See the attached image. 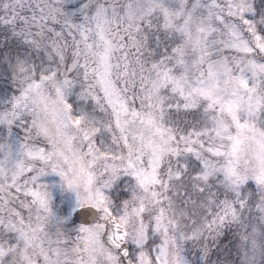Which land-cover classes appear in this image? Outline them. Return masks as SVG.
I'll list each match as a JSON object with an SVG mask.
<instances>
[{
    "label": "snow or ice",
    "instance_id": "1",
    "mask_svg": "<svg viewBox=\"0 0 264 264\" xmlns=\"http://www.w3.org/2000/svg\"><path fill=\"white\" fill-rule=\"evenodd\" d=\"M65 3L0 0L35 53L0 111L23 129L0 139V264L14 247L40 264H264V174L230 167L245 140L264 167V0H86L79 21ZM78 84L92 111L69 102ZM49 109L59 135L34 139ZM49 173L91 223L55 217ZM123 175L125 199L108 191Z\"/></svg>",
    "mask_w": 264,
    "mask_h": 264
},
{
    "label": "rangeland",
    "instance_id": "2",
    "mask_svg": "<svg viewBox=\"0 0 264 264\" xmlns=\"http://www.w3.org/2000/svg\"><path fill=\"white\" fill-rule=\"evenodd\" d=\"M86 0H66L64 5L65 10L69 13L74 14V18L79 21L81 19L80 9ZM3 32L4 40H9L7 46L9 49L5 52H0V111L7 110L11 107V102L14 96L19 94V88L14 77V71L12 65L15 63L17 56L24 58L26 56H34L30 47L24 42L19 36H14L11 29L7 26L0 25V33ZM80 85H76L70 96L76 97L78 101V109L81 107L86 108L88 111H92L94 108L93 103H89L90 99L85 101L79 98L78 93L80 92ZM69 96V97H70ZM94 102V101H92ZM98 111V110H97ZM7 138L11 143L19 146L23 140V129L19 126L14 125L9 135V129L7 125L0 124V139ZM42 182L47 183L50 187L52 194V208L55 217L59 220H63L68 217L67 221L64 222V227L67 229H78L81 224H77L73 221V211L77 208V196L75 192L66 188L63 184L61 177L56 173H49L42 178ZM135 183L133 177L123 175L117 181L116 185L112 189L108 190L109 194L113 190L119 191L124 190L130 194L120 197L121 199L128 198L131 195V186ZM249 185L255 187V181L249 180ZM115 199V197H114ZM56 224L54 223L52 228L55 230Z\"/></svg>",
    "mask_w": 264,
    "mask_h": 264
},
{
    "label": "clouds",
    "instance_id": "3",
    "mask_svg": "<svg viewBox=\"0 0 264 264\" xmlns=\"http://www.w3.org/2000/svg\"><path fill=\"white\" fill-rule=\"evenodd\" d=\"M221 66L223 68L229 67L227 62ZM59 132V120L52 114L51 109L47 113L37 115L34 118L31 130L34 139L51 141L57 138ZM230 159L232 161L230 167L237 173L246 171L254 175L264 174V167L257 161L254 146L246 140L237 146ZM212 175L210 171L202 174L200 183H207ZM6 255H10L8 264H40L36 253L27 247H14L10 253L6 250Z\"/></svg>",
    "mask_w": 264,
    "mask_h": 264
},
{
    "label": "water",
    "instance_id": "4",
    "mask_svg": "<svg viewBox=\"0 0 264 264\" xmlns=\"http://www.w3.org/2000/svg\"><path fill=\"white\" fill-rule=\"evenodd\" d=\"M95 209L77 207L73 212V221L76 223L86 224L93 221Z\"/></svg>",
    "mask_w": 264,
    "mask_h": 264
},
{
    "label": "trees",
    "instance_id": "5",
    "mask_svg": "<svg viewBox=\"0 0 264 264\" xmlns=\"http://www.w3.org/2000/svg\"><path fill=\"white\" fill-rule=\"evenodd\" d=\"M9 40H11V39L9 38ZM9 40H4L3 32L0 33V52H5V51H7V49H9V47L7 46ZM68 99H69V102L73 104L74 109H76V108L78 109V101H77L76 97H74L72 95V96L68 97ZM90 102L94 104V102H92V100H90L89 103ZM110 194H119L120 197H124L130 193L126 192L124 190H119V191L113 190L112 192H110ZM114 197H115V195H114Z\"/></svg>",
    "mask_w": 264,
    "mask_h": 264
}]
</instances>
